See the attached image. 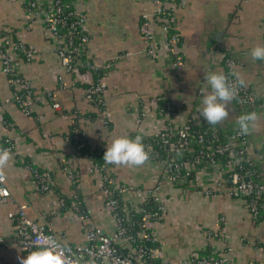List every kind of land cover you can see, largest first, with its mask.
I'll list each match as a JSON object with an SVG mask.
<instances>
[{
	"label": "crops",
	"instance_id": "1",
	"mask_svg": "<svg viewBox=\"0 0 264 264\" xmlns=\"http://www.w3.org/2000/svg\"><path fill=\"white\" fill-rule=\"evenodd\" d=\"M65 1L86 15L89 60L95 65L108 62L99 74L105 85L108 127L100 130L96 120L80 121V127L89 147L102 144L114 183L129 188L121 196L123 203L141 202L143 195L133 189L150 187L160 172L158 162L145 155L141 137L155 134L166 123L181 126L189 120L194 126L222 132L239 123V110L215 85V78L227 70L224 59L233 62L236 79L257 96L258 105L247 128L248 154L255 180L264 184V0H180L169 27L177 37L172 49L183 61L180 66L172 65L173 54L163 44L151 0ZM144 16L149 18L147 30L157 47L151 55L144 52L140 24ZM2 32L35 51L25 60L20 52L8 48L15 72L29 82L39 99L31 101L30 111L23 113L0 71V137L9 136L14 145L13 154L0 153V174L13 200L0 199V264L41 263L46 254L36 250L27 257L14 242L7 213L15 202H23L30 218L46 215L44 220L63 242L81 244L83 233L75 212L58 204L59 196L69 199L73 193L61 163L76 172V194L90 222L104 233L113 228L103 206L100 174L84 157H74V147L65 136L75 121L74 113L86 117L93 112L80 94L94 76L86 70L64 72L51 49L44 21L30 16L24 0H0ZM47 90L60 110L52 109L40 94ZM162 101H169L172 107L167 118L157 110ZM26 163L49 179L48 191L36 190ZM192 173L185 184L166 179L160 184L164 211L159 220L146 224L154 242L150 248L153 258L175 264L194 253L222 252L229 247L227 264H264L260 246L264 215L253 221L244 200L232 198L225 190L203 193L214 187L215 179L224 178L220 169L197 168ZM204 230H214L217 235L208 239Z\"/></svg>",
	"mask_w": 264,
	"mask_h": 264
},
{
	"label": "built area",
	"instance_id": "2",
	"mask_svg": "<svg viewBox=\"0 0 264 264\" xmlns=\"http://www.w3.org/2000/svg\"><path fill=\"white\" fill-rule=\"evenodd\" d=\"M179 1L151 0L153 19L158 22L163 32V44L171 48L173 66H180L183 63L172 49L177 37L169 28ZM24 7L30 16L40 17L44 21L51 49L58 57L64 72L75 74L79 70H86L95 73L93 81L83 88L80 97L92 106L94 114L92 120L98 122L99 129L107 128V113L103 102L105 85L100 80L99 74L101 67H105L108 62L95 65L86 54L89 36L85 31V13L71 7L65 0H50L48 4H41L36 0H24ZM148 22L149 18L144 16L140 24L145 41L144 52L151 55L157 47L153 36L147 30ZM8 48L20 52L25 60H28L35 51L13 39L8 32L0 33V71L5 75L12 89L13 101L23 113L27 114L30 111L31 101L35 102L39 98L29 82L15 72ZM224 62L227 70L215 78V85L225 92L239 110V123L231 130L222 132L198 126L196 129H189L191 122L187 120L181 126L166 123L153 134L151 142L145 143L144 148L146 156L160 165L159 175L150 187L133 189L134 192L143 195L141 202L147 196L154 205L151 211L141 212L142 228L134 231L130 227L132 213L142 211L137 207L140 202L136 205L122 202L121 196L129 188L114 183L106 162L107 155L101 143L89 147L84 158L90 167L100 174L99 189L104 196L103 206L113 222V228L109 233H104L98 226L93 225L82 210L81 201L76 194L77 175L68 164L61 163L60 168L71 182L73 193L69 199L59 196L58 204L60 208H70L75 212L79 228L83 233L81 244L63 242L53 231L50 223L44 220L46 215L42 214L40 219H32L26 214L25 203H14V209L7 213L13 223L14 242L22 248L27 257L36 250L46 254L45 261L33 264H171L156 260L151 255L148 242H153V239L146 224L159 220L164 211L159 195L163 180L166 179L173 184H185L191 179L190 172L197 168L207 170L218 168L224 173L223 179H215L212 182L214 187L203 190L205 195L217 190H225L232 198L244 200L247 212L253 221L264 215V184L255 180L254 168L241 171L236 167L237 164L250 161L247 128L249 118L258 105L257 96L247 85L236 79L233 74V62L229 59H224ZM69 86L72 88L73 82ZM58 87L64 88L61 84ZM40 94L49 101L52 109H61L51 91L47 90ZM157 110L166 118L173 113L169 101H162ZM74 116L75 123L71 132L74 134V146L79 147L80 144L76 142L85 139L80 121L87 122L88 119L79 113H74ZM153 145L163 147L164 153H159ZM0 153H14L13 142L7 135L0 137ZM26 167L36 190L39 193L48 191L49 179L37 168L27 163ZM0 199L13 202L2 174H0ZM204 233L208 239L217 235L214 230H204ZM260 246L264 248V241ZM230 251L231 248L225 247L222 252L194 253L175 264H227V254ZM249 264L257 263L251 261Z\"/></svg>",
	"mask_w": 264,
	"mask_h": 264
},
{
	"label": "trees",
	"instance_id": "3",
	"mask_svg": "<svg viewBox=\"0 0 264 264\" xmlns=\"http://www.w3.org/2000/svg\"><path fill=\"white\" fill-rule=\"evenodd\" d=\"M79 71H84V70H79ZM92 75L95 77V73H92ZM86 118L88 120H92V119H94V114L91 113L90 115H86ZM73 126H74V124H71V126H69V130H68V132L66 133L65 136L72 143V145L74 147V150H75L74 157L75 158L85 157V155H87V153H88L89 145L87 144L85 139H80L79 141L76 142V143L80 144L79 147H75L74 146V144H73L74 134L71 132V129L73 128ZM196 128H197V126H194L192 124H190V126H189V129H196ZM152 138H153V135L143 136V137L140 138L141 146H142V149H143L145 155H147V153L145 151L144 145H145V143L151 142ZM153 147L155 149H157V151L159 153H164V148L163 147H160V146L156 147V145L155 146L153 145ZM236 167H237L238 170L244 171L247 168H253V165L251 164L250 161H246V162H244V163H242L240 165L237 164ZM190 177H192V172H190L189 178ZM153 206H154L153 202H151L150 198H148L147 196L144 198V200L142 202H140L137 205V207H140L142 209V211L136 212V213H132L131 221H130V224H131L130 227H131L132 230L135 231V230H138L139 228H142V222H141L142 214H141V212H143V213L145 211L149 212V211L152 210ZM141 241H143V240H141ZM148 244H149V249L152 248V246H154V242H152V241H149Z\"/></svg>",
	"mask_w": 264,
	"mask_h": 264
},
{
	"label": "water",
	"instance_id": "4",
	"mask_svg": "<svg viewBox=\"0 0 264 264\" xmlns=\"http://www.w3.org/2000/svg\"><path fill=\"white\" fill-rule=\"evenodd\" d=\"M146 246L148 247V244H146Z\"/></svg>",
	"mask_w": 264,
	"mask_h": 264
}]
</instances>
